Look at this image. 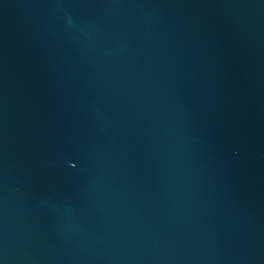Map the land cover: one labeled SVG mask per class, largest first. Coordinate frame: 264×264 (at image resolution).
<instances>
[{"label": "water", "instance_id": "1", "mask_svg": "<svg viewBox=\"0 0 264 264\" xmlns=\"http://www.w3.org/2000/svg\"><path fill=\"white\" fill-rule=\"evenodd\" d=\"M0 264H264V0H0Z\"/></svg>", "mask_w": 264, "mask_h": 264}]
</instances>
